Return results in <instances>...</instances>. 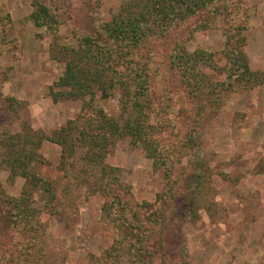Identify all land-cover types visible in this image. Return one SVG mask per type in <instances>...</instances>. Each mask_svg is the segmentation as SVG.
Here are the masks:
<instances>
[{
  "label": "rangeland",
  "instance_id": "1",
  "mask_svg": "<svg viewBox=\"0 0 264 264\" xmlns=\"http://www.w3.org/2000/svg\"><path fill=\"white\" fill-rule=\"evenodd\" d=\"M130 1L0 0V264H264V71L247 54L264 0L164 2L171 29L110 73L141 74L138 104L71 98L69 55L97 36L120 58L103 28Z\"/></svg>",
  "mask_w": 264,
  "mask_h": 264
},
{
  "label": "trees",
  "instance_id": "2",
  "mask_svg": "<svg viewBox=\"0 0 264 264\" xmlns=\"http://www.w3.org/2000/svg\"><path fill=\"white\" fill-rule=\"evenodd\" d=\"M178 1L185 2L184 0H131L127 2L112 23L106 24L103 28L104 35L109 39L108 45L113 47L118 43L123 49L121 51L123 54L118 59L112 58L110 49L106 50L97 44L100 43L99 37L86 36L83 38L80 43L81 48L69 55L66 60V71L61 83L63 87L69 88V96L78 99L90 92L94 94V86H98L105 98L120 87L122 88L121 104L125 105V102L127 104L129 101L135 105L138 104V99L142 94L141 90L144 89L143 84L137 79L141 74L138 73L137 78L128 74L123 80L115 79L110 75L111 72H114L116 65L114 60H117L116 62L120 65L123 64L125 57V60L127 59L130 64H138V57L134 54L137 48L143 47L147 38L165 36L167 30L171 29L173 25H169L171 19L166 12L172 6L168 5L167 8L164 2H173L175 5ZM200 5L198 2H194L192 5L188 3L185 11L181 9L183 11L176 13L177 20L184 21L187 15ZM43 13L46 17V9L40 7L33 14L38 25H42L40 20L44 17ZM164 18H166V22L163 21ZM177 20L174 23H177ZM71 52L73 51L71 50ZM80 52L84 54L81 56ZM103 122L108 125L103 128L101 135H120V128L113 119H104ZM134 129V124H128L127 130L131 135H137L133 132ZM108 137L111 138V136Z\"/></svg>",
  "mask_w": 264,
  "mask_h": 264
},
{
  "label": "crops",
  "instance_id": "3",
  "mask_svg": "<svg viewBox=\"0 0 264 264\" xmlns=\"http://www.w3.org/2000/svg\"><path fill=\"white\" fill-rule=\"evenodd\" d=\"M258 41H262L264 43V35L260 36V38L257 39ZM251 44L248 45V56L255 60L258 61V68L264 71V45L261 46V49H256L254 47V43L255 41L252 39ZM257 53V54H255ZM264 95V93H263ZM255 103L257 105V107H264V100L263 101H259V100H255ZM257 116V115H256ZM258 117V116H257ZM263 121V120H262ZM254 124H264V122H260V119L254 121ZM264 130V128L262 129ZM261 129L259 131H262Z\"/></svg>",
  "mask_w": 264,
  "mask_h": 264
}]
</instances>
